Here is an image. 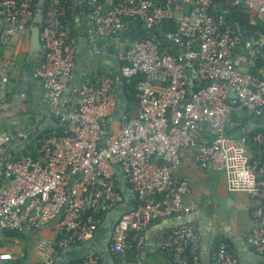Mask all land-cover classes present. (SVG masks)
Listing matches in <instances>:
<instances>
[{
    "label": "built area",
    "instance_id": "built-area-1",
    "mask_svg": "<svg viewBox=\"0 0 264 264\" xmlns=\"http://www.w3.org/2000/svg\"><path fill=\"white\" fill-rule=\"evenodd\" d=\"M232 2L264 12V0ZM213 6L214 0H86L85 30L113 39L120 71L73 86L74 104L64 106L60 100L74 73V45L62 21L67 6L61 0H0V50H11L33 19L41 17L34 75L64 130L43 136L35 156L15 155L11 148L30 138L29 127L0 130V229L30 232L51 224L52 236L37 246L40 263L50 264L57 250L88 241L102 222L100 215L123 201L114 163L136 202L112 226L113 252L133 247L130 232L141 233L158 218L191 212L195 203L186 201L189 181L175 175L183 149L193 150L200 168L223 171L229 191H243L256 200L244 241L264 253V130L231 118L243 107H251L257 117L264 112V31L244 39L238 20L226 22L228 7L214 13ZM131 19L150 35L123 36ZM167 19L177 24L163 32L165 39L179 44L173 53L154 34ZM139 74L138 108L119 118L114 135L106 123L117 110L114 84ZM7 78L4 62L0 104ZM205 80L209 83L203 84ZM161 247L176 264H201L200 234L192 222L175 226ZM10 258L0 252V264ZM98 262L99 256L89 252L75 264ZM208 264L240 261L220 240L213 244Z\"/></svg>",
    "mask_w": 264,
    "mask_h": 264
},
{
    "label": "crops",
    "instance_id": "crops-1",
    "mask_svg": "<svg viewBox=\"0 0 264 264\" xmlns=\"http://www.w3.org/2000/svg\"><path fill=\"white\" fill-rule=\"evenodd\" d=\"M72 1L78 6V9L74 14L72 28H66L69 32V39L74 45V73L60 100L64 106L74 104L75 100L71 91L73 86L93 80L96 82L105 75H118L120 71V61L113 39L89 35L85 30L86 20L83 6H81L84 0ZM223 5L233 10L247 12L249 21L258 27L255 32L264 31V12L249 10L240 4L234 5L232 0H214L212 11L216 13ZM231 21L227 12L226 22ZM32 25L33 23L28 25L16 38L11 50H0V65L4 62L8 64V78L5 82L6 98L0 104V130L3 128L13 130L27 126L35 135L47 128H55L58 124L54 122L50 125L47 124L48 121H56V119L50 113V103L45 98L42 83L34 75L36 64L40 58V47L37 50L31 47L30 27ZM261 55L264 61V49L261 50ZM120 79L124 78H119L114 84L116 100L122 91ZM123 93L125 94V92ZM119 107L117 100V110ZM137 108L138 100H128L121 116L117 115V110L109 116L106 123L110 133L117 134L120 128L119 118L135 114ZM235 111L232 117L246 115V123L254 117L251 107H243ZM254 127L261 128L258 125ZM28 142H30V138L24 143L14 142L11 148L12 150H21ZM180 155L182 162L175 175L189 181L190 193L186 196V201L195 203L191 212L180 217L158 218L151 222L143 232H130L129 239L134 240L135 245L120 253L113 252L110 248L112 225H106V217L109 214L107 213L89 239L93 247L91 252L99 255L98 264H176L161 245L162 240L172 229L181 224L178 222L181 219L177 218H183L182 223L187 221L195 224L200 234L199 257L201 264H208L213 244L223 238L229 241L240 264H264V253L254 251L244 241V233L253 223L252 209L256 200L246 192L229 191L223 171L200 168L194 160L193 150L183 149L180 151ZM114 168V181L123 194L122 202L131 208L136 202V197L123 179L118 164L114 163ZM51 236V224L21 233H9L7 230L0 229V252H8L11 255L10 259L3 261V264L30 262L39 242ZM207 243H209L208 248ZM57 253H54L55 257Z\"/></svg>",
    "mask_w": 264,
    "mask_h": 264
},
{
    "label": "trees",
    "instance_id": "trees-1",
    "mask_svg": "<svg viewBox=\"0 0 264 264\" xmlns=\"http://www.w3.org/2000/svg\"><path fill=\"white\" fill-rule=\"evenodd\" d=\"M61 2H63L67 6V9H68L67 12L62 16L63 25L65 28L69 27L71 29L74 14L76 13L78 6L75 5L72 0H61ZM36 3H37V0H36ZM81 6H86V0H84V2L82 3ZM228 18H231L232 20H238L240 22L241 33H242V36L244 39H247V38L254 36L256 34L255 30L258 27L249 21L250 19L248 18L247 12L233 10V9H230L228 7ZM176 27H177V24H176L175 20L167 19L166 21H163V23L161 24V26L159 28L154 30V34H155L156 38L159 40L161 46L162 47L163 46H169V51L172 53L175 52V50H177V48L179 47V44H174V43L168 41L167 39H165L163 32H166L168 30H175ZM260 29H262V28H260ZM125 35L130 36L132 38H142V37H148L150 34H148L147 30H145L143 28V25L141 24L140 21H138L137 19H131L129 21L128 26L123 30V36H125ZM142 79H143V75H141V74H139L137 76H133L129 79H125V78L123 79V81H124V92H125L128 100H135V99L137 100L138 99L137 83L139 81H141ZM94 81L95 80H93L92 82H94ZM202 83L207 84V83H209V80H205ZM196 87H197V85L195 86V88ZM234 112H236V111H234ZM233 113L231 115L232 119H235V120L238 119V120H241L243 123H246V119H247L246 115H243L242 117L238 116V117L233 118L232 117ZM254 130H264V127H261V128L258 127V128H255ZM228 132L231 133L232 130L229 129ZM51 133H54L55 135H61L64 133L63 127L58 125L55 128H47L46 130L38 133L36 135V137L33 138L30 142H28L23 149H21V150H14L13 149L12 150L13 154L20 155L22 153H28V154L35 156L37 154L36 148L39 146V142H40L41 138L43 136H45L46 134H51ZM33 136H34V134L31 132L30 139ZM103 215L104 214L100 215L102 217V220L105 216V215L104 216ZM7 231L9 233H21V232L13 231V230H7ZM221 240L226 241V243H228L230 245V243L227 239L223 238ZM132 245L134 247V245H135L134 240H132ZM230 248H231V246H230ZM57 252H60V250H57ZM95 254H97V253H95ZM80 260H81V258L72 259L69 262H67L66 264H75V263L79 262ZM41 264H44V263H41Z\"/></svg>",
    "mask_w": 264,
    "mask_h": 264
},
{
    "label": "water",
    "instance_id": "water-1",
    "mask_svg": "<svg viewBox=\"0 0 264 264\" xmlns=\"http://www.w3.org/2000/svg\"><path fill=\"white\" fill-rule=\"evenodd\" d=\"M42 1V0H41ZM41 17L40 16H36L33 19V25L30 27L31 29V44H32V48L34 50H37L40 47V40H39V32H40V27L38 25L39 21H40ZM119 83L122 87V91L120 92V94L117 97L118 100V104H119V109L117 110V115L121 116L124 111L125 108L127 106V97L126 95L123 93V87H124V82L122 79L119 80ZM259 118V119H258ZM57 123V121H48L47 124H52V123ZM58 124V123H57ZM249 128H254V126L258 125L260 127H264V112L262 113V115L260 117L254 116L252 117L248 123H247ZM38 133H36L31 139L30 141L36 137ZM26 145V144H24ZM128 208V205L125 204V202H121L119 203L116 207H114L109 214L106 217V225H112L115 223V221L119 218V216L122 214V212H124L126 209ZM177 219H181L184 220L183 218H177ZM181 220H178L179 223H182ZM207 248L209 246V243L206 244ZM93 250V247L91 246V241L88 240L84 243H80V244H73L70 245L68 247H66L64 250L58 252L56 254V257L54 258L53 262L50 264H66L67 262H69L72 259H78V258H82L84 255H86L87 253L91 252ZM262 256V255H260Z\"/></svg>",
    "mask_w": 264,
    "mask_h": 264
},
{
    "label": "rangeland",
    "instance_id": "rangeland-1",
    "mask_svg": "<svg viewBox=\"0 0 264 264\" xmlns=\"http://www.w3.org/2000/svg\"><path fill=\"white\" fill-rule=\"evenodd\" d=\"M41 261H42V255H40L38 253L37 248H36V252H35V255L33 254L32 260L30 262L29 261H25L24 264H38V262H39V264H41L40 263Z\"/></svg>",
    "mask_w": 264,
    "mask_h": 264
}]
</instances>
